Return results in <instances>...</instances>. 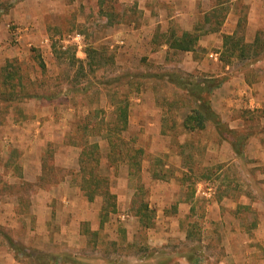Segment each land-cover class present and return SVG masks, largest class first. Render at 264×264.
<instances>
[{
  "label": "rangeland",
  "instance_id": "rangeland-1",
  "mask_svg": "<svg viewBox=\"0 0 264 264\" xmlns=\"http://www.w3.org/2000/svg\"><path fill=\"white\" fill-rule=\"evenodd\" d=\"M198 4L194 36L217 30L220 37L215 47L197 50L213 72L174 66L180 53L167 64L150 60L130 30L144 22L136 2L0 0V258L7 253L12 264H139L144 258L179 264L171 254L185 252V245L201 247L212 228L209 221L218 214L213 200L224 201L230 216L242 214L247 226L262 220L264 228V179L256 157L264 148V118L257 113L264 110V0ZM204 19L209 22L202 29ZM173 30L183 33L177 25ZM74 34L83 36L82 49L63 42ZM165 35L160 32L156 43ZM224 36L233 39L226 43ZM211 52L218 62L205 61ZM178 71L246 79L244 96L237 81L231 93L224 83L212 95L230 129L253 132L243 156L213 125L183 127L192 104L169 82ZM122 101L126 129L114 113ZM81 156L91 158L85 176L100 175L105 182L99 186L116 199L86 195L93 183L84 184ZM239 201L241 209L228 207ZM183 203H193V211H179ZM164 213L185 218L181 227L170 226L168 249L152 252L159 248L148 243L168 224ZM185 230L188 243L181 240Z\"/></svg>",
  "mask_w": 264,
  "mask_h": 264
},
{
  "label": "crops",
  "instance_id": "crops-1",
  "mask_svg": "<svg viewBox=\"0 0 264 264\" xmlns=\"http://www.w3.org/2000/svg\"><path fill=\"white\" fill-rule=\"evenodd\" d=\"M130 3H138L139 9L141 10V15H143V24H140L137 28L135 27V24H132L130 27L131 32H133L135 35H138L137 42L134 41V44L138 49H143L145 51V54L149 56L150 60L154 59L160 64H167L168 61L171 62V57L176 54H181L182 58L177 59L174 66H177L178 68H181L183 71L189 70H195V69H202L213 72L210 68H205V62L199 61L197 59L198 52L197 50L200 48L202 49H211L212 47H215V45L220 43V37L218 38L216 32L217 30H211L209 33H205L195 40V43L192 46V49L190 50H182L180 49V46L178 43L181 41V39L184 37L185 34L188 35H195L196 33H199V22H196L199 17L200 13H196L194 11L196 9V6H198L199 0H125ZM201 1V0H200ZM181 4V6H180ZM194 9V10H193ZM261 15L264 8H261ZM228 14V13H227ZM201 15H208V13H204ZM260 15V14H259ZM240 16L238 15L237 18ZM228 18L233 20V15L229 14ZM237 19L235 22L229 24V30L228 32H234L238 26ZM204 22H209L207 19H204ZM205 23L202 24V29L208 25ZM228 25V22L225 23V25ZM177 25L181 28L182 34L179 37V35H176L173 26ZM249 26H258L257 24H254L251 22L248 24ZM224 26L223 30L225 29ZM222 30V29H221ZM258 31V28L255 29ZM164 32L166 35L164 36V41L160 43H156V39L159 37V33ZM222 33L223 31L219 30V33ZM171 33V34H170ZM209 34V35H206ZM206 35V36H205ZM224 39V38H222ZM157 44V45H156ZM215 44V45H214ZM135 47H132L130 49H134ZM206 55V53H205ZM207 58L205 61H208V59H212L214 61L218 62L219 54L218 53H208ZM202 63V64H201ZM201 64V66H199ZM214 70V69H213ZM181 72V71H178ZM207 72V70H206ZM186 73V72H182ZM223 75H216L215 78H221L224 77ZM211 78V77H208ZM236 81L241 85L240 91L242 96H244L248 89H250L249 85L247 84V81L245 78L241 77H234L229 78L224 81L226 84L223 91H226L227 93H231V90L234 88L235 90V83ZM223 83V84H224ZM222 84V85H223ZM221 85V87H222ZM248 85V86H247ZM245 86V87H244ZM221 87L217 90L221 91ZM228 95V94H227ZM226 95V96H227ZM216 96V95H215ZM212 100V99H211ZM264 101L263 98L260 99L259 102ZM258 102L257 106H261V104ZM213 106V103H212ZM214 110L216 111L215 107L213 106ZM255 111V110H253ZM217 112V111H216ZM218 113V112H217ZM257 113H260L264 118V110L257 109ZM249 141V140H248ZM261 145H264V140L260 141ZM259 154L256 156L258 163L257 166L261 167L262 170V179H264V148L262 146H259ZM81 170V169H80ZM79 170V171H80ZM37 174L35 176V180L37 179ZM131 176V174H129ZM34 182V181H33ZM64 182V181H63ZM84 186V185H83ZM112 193V192H111ZM86 195L88 196L87 189H86ZM209 197H211V194H208ZM89 197V196H88ZM226 200V199H224ZM34 202H32L33 204ZM18 204V203H17ZM211 208L216 210V213H218L215 217L211 218L209 221V224L212 228H209V231H207V236L203 237V239H200L199 243L203 246L193 248L192 246L185 245V252L175 253L171 254V256L175 259L179 264H194L195 260H198L197 264H264V228L262 227V220L253 221V226H247L246 222L244 221V218L241 216L242 214H238L237 212H233V216L228 215L227 212L228 209L225 207V202L220 200H213L211 201ZM242 202H234L233 204L230 203L228 207H231L232 211H237V209H241ZM7 204H3L4 209H6ZM184 205V206H183ZM187 205V206H186ZM19 206V204H18ZM34 206V204H33ZM183 209V210H181ZM226 209V210H225ZM186 210V214L193 211V203L187 204L183 203L181 204V207L179 211ZM222 210L224 215H222ZM162 220L163 225L167 226L163 229L161 232H156V236L154 238H151L150 242L148 243L149 246L153 245L152 247H157L159 249L152 250V252L159 251H165L169 247V242L172 234H171V228L170 226H174L175 224L178 225V227H181V224H183L182 217L180 214H178L174 219L172 217L166 216L165 213L162 214ZM123 219H125V216H123ZM9 225V224H7ZM151 228V227H150ZM183 243H188L190 241V235L189 231L185 230L183 233V238H181ZM154 241V244H153ZM159 244V246H157ZM145 261H147L145 263ZM11 257L8 256L7 253H5V256H2L0 258V264H12L11 263ZM148 260L147 258L143 259V261L139 262V264H147ZM152 264V263H150Z\"/></svg>",
  "mask_w": 264,
  "mask_h": 264
},
{
  "label": "trees",
  "instance_id": "trees-1",
  "mask_svg": "<svg viewBox=\"0 0 264 264\" xmlns=\"http://www.w3.org/2000/svg\"><path fill=\"white\" fill-rule=\"evenodd\" d=\"M197 37L198 36L185 34L184 37L181 39V41L178 43L180 49L184 51L192 49V46L195 43ZM232 39H233L232 36H224V40L226 43H228ZM168 76H169V82L175 85L178 89L182 90L192 104V107L190 108V112L184 121L183 127L186 130L195 131V130H204L208 125H213L215 126L218 133L222 137L225 134L231 137L232 140L230 141V144L232 146L235 155L238 157L243 156L247 141L253 135V132H246L244 130H238V129L235 130L230 129L212 106V100H211L212 95L214 91H216L218 88L221 87V85L224 83L225 80L223 78H215V77L200 78L198 76L185 74L182 72H177L174 74L172 73L169 74ZM114 113L115 116H117L118 118L117 121L123 123L124 125L123 129H126L128 127V106L126 105V101L120 102L115 107ZM260 117L263 116L260 114ZM94 156L96 155H92L89 157L92 158ZM91 158H85L81 156L80 167L84 176L86 174V169H88V161H90ZM124 159H126L127 163L129 162L128 164L131 163V160L129 159L128 156L124 155ZM96 166L97 167L99 166L98 161L96 162ZM130 171H131L130 174L132 176L131 166H130ZM102 182H105V180L101 179L100 175L97 176L94 173L93 174L89 173L88 176L86 175L84 177L85 185L88 183H93L92 188L87 189V186L85 187V190L87 189L89 198L91 200H94V195L99 193L102 194V196L105 197L107 200H109L110 198L112 200L116 199V196L110 192L107 186L106 188H102L99 186V184H101ZM146 209L148 210V207H146ZM198 260L196 259L194 264H197ZM51 261L58 262V260L53 257H51ZM66 261L67 259H62L60 262L64 263Z\"/></svg>",
  "mask_w": 264,
  "mask_h": 264
},
{
  "label": "built area",
  "instance_id": "built-area-1",
  "mask_svg": "<svg viewBox=\"0 0 264 264\" xmlns=\"http://www.w3.org/2000/svg\"><path fill=\"white\" fill-rule=\"evenodd\" d=\"M46 44H49V40L46 39ZM66 45L74 43V45L76 47H78L79 49H82L84 40H83V36L80 34H74L72 36H68L67 38H65V40L63 41Z\"/></svg>",
  "mask_w": 264,
  "mask_h": 264
}]
</instances>
